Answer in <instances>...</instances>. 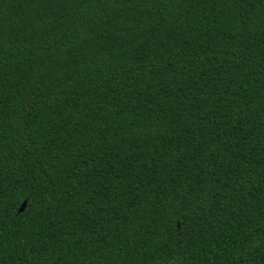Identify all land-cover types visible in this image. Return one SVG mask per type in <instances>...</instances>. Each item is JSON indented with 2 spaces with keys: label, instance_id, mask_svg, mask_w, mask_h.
<instances>
[{
  "label": "trees",
  "instance_id": "16d2710c",
  "mask_svg": "<svg viewBox=\"0 0 264 264\" xmlns=\"http://www.w3.org/2000/svg\"><path fill=\"white\" fill-rule=\"evenodd\" d=\"M0 264H264V0H0Z\"/></svg>",
  "mask_w": 264,
  "mask_h": 264
},
{
  "label": "water",
  "instance_id": "95a60500",
  "mask_svg": "<svg viewBox=\"0 0 264 264\" xmlns=\"http://www.w3.org/2000/svg\"><path fill=\"white\" fill-rule=\"evenodd\" d=\"M26 208V202L23 203L21 210H24Z\"/></svg>",
  "mask_w": 264,
  "mask_h": 264
}]
</instances>
